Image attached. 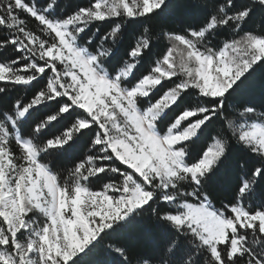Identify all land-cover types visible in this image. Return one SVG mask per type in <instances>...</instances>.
Returning <instances> with one entry per match:
<instances>
[{"label":"snow or ice","instance_id":"snow-or-ice-1","mask_svg":"<svg viewBox=\"0 0 264 264\" xmlns=\"http://www.w3.org/2000/svg\"><path fill=\"white\" fill-rule=\"evenodd\" d=\"M0 264H264V0H0Z\"/></svg>","mask_w":264,"mask_h":264},{"label":"trees","instance_id":"trees-1","mask_svg":"<svg viewBox=\"0 0 264 264\" xmlns=\"http://www.w3.org/2000/svg\"><path fill=\"white\" fill-rule=\"evenodd\" d=\"M175 15L177 16L178 19L180 18L179 13H176ZM168 23L171 26L179 27V24L173 25L171 20H169ZM234 156H235V154H234ZM215 192H216L217 200L214 201V203H217V206H219V201L223 200L228 194L227 183H222L221 185H219L215 189ZM124 239H127L131 243H135L137 240L145 239V237H143L141 234H138V233H128V234H125Z\"/></svg>","mask_w":264,"mask_h":264}]
</instances>
